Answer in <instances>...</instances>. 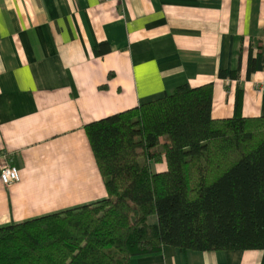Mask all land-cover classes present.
<instances>
[{
	"label": "crops",
	"instance_id": "crops-1",
	"mask_svg": "<svg viewBox=\"0 0 264 264\" xmlns=\"http://www.w3.org/2000/svg\"><path fill=\"white\" fill-rule=\"evenodd\" d=\"M258 45L264 0H0V169L18 174L0 182V228L106 198L90 123L186 84H212L211 119L262 116L264 67L246 75ZM130 264H264V250L164 246Z\"/></svg>",
	"mask_w": 264,
	"mask_h": 264
},
{
	"label": "trees",
	"instance_id": "trees-1",
	"mask_svg": "<svg viewBox=\"0 0 264 264\" xmlns=\"http://www.w3.org/2000/svg\"><path fill=\"white\" fill-rule=\"evenodd\" d=\"M251 50L247 77L264 67V46ZM211 104L212 84H186L86 125L106 198L1 227L0 264H130L164 246L264 250V114L211 119Z\"/></svg>",
	"mask_w": 264,
	"mask_h": 264
},
{
	"label": "built area",
	"instance_id": "built-area-1",
	"mask_svg": "<svg viewBox=\"0 0 264 264\" xmlns=\"http://www.w3.org/2000/svg\"><path fill=\"white\" fill-rule=\"evenodd\" d=\"M103 1V0H98ZM18 181V174L14 168L3 166L0 169V182L3 186L7 187Z\"/></svg>",
	"mask_w": 264,
	"mask_h": 264
},
{
	"label": "rangeland",
	"instance_id": "rangeland-1",
	"mask_svg": "<svg viewBox=\"0 0 264 264\" xmlns=\"http://www.w3.org/2000/svg\"><path fill=\"white\" fill-rule=\"evenodd\" d=\"M167 142H168L167 138H166V137H163V138L161 139V145L157 148V150H161V149H162V144L167 143ZM139 163H140V164H143V163H144V160H143L142 158H140V159H139ZM153 167H154V164H152V165L150 166L151 170H152Z\"/></svg>",
	"mask_w": 264,
	"mask_h": 264
}]
</instances>
